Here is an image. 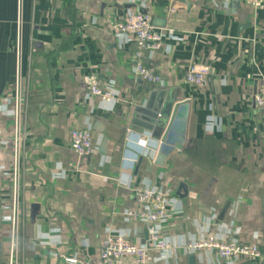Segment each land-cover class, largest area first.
I'll list each match as a JSON object with an SVG mask.
<instances>
[{"label":"crops","instance_id":"1","mask_svg":"<svg viewBox=\"0 0 264 264\" xmlns=\"http://www.w3.org/2000/svg\"><path fill=\"white\" fill-rule=\"evenodd\" d=\"M186 1L190 8L180 0H23L24 264H66L65 255L96 260L109 233L144 243L145 224L124 212L142 209L138 191L147 184L170 190L174 205L163 232L180 245L166 257L152 250L149 264H190L192 255L196 264H227L215 251L183 247L205 234H232L264 249V114L255 101L264 84V4ZM131 6L165 31L163 48L144 60L162 75V85L135 74L137 45L118 35ZM17 16L18 0H0V134L7 140ZM193 63L211 68L202 87L186 80ZM92 75L113 85L119 103L107 106L88 95ZM152 91L191 100L185 143L162 166L155 164L159 139L148 127L151 116L138 110L158 108L161 97L150 101ZM73 128L90 129L88 156L72 150ZM139 134L149 138L148 147L136 143ZM3 163L10 166L8 156ZM6 173L0 172V264H7L11 224Z\"/></svg>","mask_w":264,"mask_h":264},{"label":"built area","instance_id":"2","mask_svg":"<svg viewBox=\"0 0 264 264\" xmlns=\"http://www.w3.org/2000/svg\"><path fill=\"white\" fill-rule=\"evenodd\" d=\"M257 6H262L264 0H255ZM22 5L18 0L17 37L15 42L16 72L13 83V93L6 98L12 117V135L9 140L0 134V172H7L10 183L11 224L10 238L7 249V264H24V231L26 210L21 205L22 158L26 130L24 127L25 96L27 79L23 72V45H22ZM118 35H125L137 45L133 53V69L137 76L151 86L163 84V77L154 68L145 65L147 55H154L163 48L165 31L158 30L153 23V17L141 11L137 6L129 7L117 24ZM211 68L206 65L190 64L186 71V80L189 84L202 87L207 83ZM87 92L89 96L99 97L107 106H113L121 100L118 92L111 83L102 82L97 76L87 77ZM257 106L264 114V84L255 96ZM134 137V136H133ZM131 136V139L133 138ZM136 143L148 147L149 138L145 135H136ZM133 138V139H134ZM70 146L79 156L91 154L93 137L90 129L73 128L70 132ZM8 156L10 166L3 163ZM137 155L133 157V162ZM138 199L143 206L141 210H126L127 217L141 220L148 232L147 240L137 244L130 236L123 232L109 233L101 244V250L96 260H81L76 255H65L66 264H117L120 260L129 259L131 264H149L151 251L157 250L161 256L176 254L180 245L170 240L163 232V224L167 222L170 210L173 207V198L170 190L153 185H145L138 191ZM183 247L189 252L215 251L227 264H238L243 260H252L257 264H264V249L257 242H242L230 234L226 237L205 234L197 240L188 241Z\"/></svg>","mask_w":264,"mask_h":264},{"label":"water","instance_id":"3","mask_svg":"<svg viewBox=\"0 0 264 264\" xmlns=\"http://www.w3.org/2000/svg\"><path fill=\"white\" fill-rule=\"evenodd\" d=\"M180 1L184 2L187 7L190 8L191 4L189 2L186 0ZM156 95L161 97L158 108L154 110L138 108V110L144 109L143 112L151 116V118H148L150 122V126L148 127L153 130L154 135H156V138L159 139L155 164L162 166L165 164L167 158L175 150L182 149L183 144L185 143L191 100L188 98H179L177 94L172 93L162 97L163 95L160 91H152L150 101ZM182 191H186L184 183L180 184L177 194L179 196H183ZM190 264H196L194 255L190 257Z\"/></svg>","mask_w":264,"mask_h":264}]
</instances>
